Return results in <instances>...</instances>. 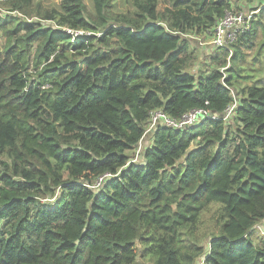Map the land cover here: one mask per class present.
<instances>
[{"label": "trees", "instance_id": "obj_1", "mask_svg": "<svg viewBox=\"0 0 264 264\" xmlns=\"http://www.w3.org/2000/svg\"><path fill=\"white\" fill-rule=\"evenodd\" d=\"M34 1L0 0V264H264V7L206 44L264 0Z\"/></svg>", "mask_w": 264, "mask_h": 264}, {"label": "built area", "instance_id": "obj_2", "mask_svg": "<svg viewBox=\"0 0 264 264\" xmlns=\"http://www.w3.org/2000/svg\"><path fill=\"white\" fill-rule=\"evenodd\" d=\"M264 6H258L254 10H245L239 12H225L224 16L218 21L214 30L213 36L207 45H212L214 47L226 46L229 42H232L235 36L248 30L251 25V20L254 14H257ZM232 107L227 109L226 114L221 118H225L227 114L230 113ZM205 118L214 119L215 117L208 114L207 111L203 109H195L185 113L179 120H174L167 117L162 111H153L149 118V127L147 132H150L156 125H164L172 128H185L189 126H194L201 123ZM140 147V146H139Z\"/></svg>", "mask_w": 264, "mask_h": 264}, {"label": "rangeland", "instance_id": "obj_3", "mask_svg": "<svg viewBox=\"0 0 264 264\" xmlns=\"http://www.w3.org/2000/svg\"><path fill=\"white\" fill-rule=\"evenodd\" d=\"M37 0H35L34 1V3L36 2ZM40 1H42V3H43V5H45V6H50V5H52L53 3H54V0H40ZM118 3L120 4V2H119V0H118ZM121 5V4H120ZM119 5V6H120ZM123 7H121L120 6V9H122ZM126 7H124L123 8V10L125 9ZM0 13H5V11H3V10H0ZM193 40V44L194 45H197L199 48H202V51H203V53L206 51V49H204L203 47H202V45L201 44H203V43H201V42H199V41H197V40H195V38H192ZM3 37H1L0 36V45H2V43H3ZM202 51L200 52V57H201V55L203 56V54H202ZM198 53V52H197ZM248 59H251V55H248V57H247ZM215 210V207H211L209 210H208V212L207 213H205L203 216H202V223H201V225H200V231L198 232V233H200V232H210V231H212L213 229L215 230V227H214V220H213V217H212V213H213V211ZM259 226H260V228H259ZM260 230L263 232L262 234L264 235V222L262 221L259 225H257V227L254 229V231H255V233L256 234H258V233H260L261 234V232H260ZM199 264H202V262H199Z\"/></svg>", "mask_w": 264, "mask_h": 264}, {"label": "crops", "instance_id": "obj_4", "mask_svg": "<svg viewBox=\"0 0 264 264\" xmlns=\"http://www.w3.org/2000/svg\"><path fill=\"white\" fill-rule=\"evenodd\" d=\"M256 3H257V1H250V2H248V5L245 3V1H243L242 2V5H241V7H242V9L244 8V10L243 11H247V9H250V8H252V7H255L254 6V4L256 5ZM257 6H259V5H257ZM251 10V9H250ZM264 222V221H263Z\"/></svg>", "mask_w": 264, "mask_h": 264}, {"label": "water", "instance_id": "obj_5", "mask_svg": "<svg viewBox=\"0 0 264 264\" xmlns=\"http://www.w3.org/2000/svg\"><path fill=\"white\" fill-rule=\"evenodd\" d=\"M243 10H244V8H243ZM146 134H147V133H145V134L143 135L141 141L139 142V145L142 146V145L145 143V141L147 140V135H146Z\"/></svg>", "mask_w": 264, "mask_h": 264}, {"label": "clouds", "instance_id": "obj_6", "mask_svg": "<svg viewBox=\"0 0 264 264\" xmlns=\"http://www.w3.org/2000/svg\"><path fill=\"white\" fill-rule=\"evenodd\" d=\"M145 144V143H144ZM141 147V145H139Z\"/></svg>", "mask_w": 264, "mask_h": 264}]
</instances>
